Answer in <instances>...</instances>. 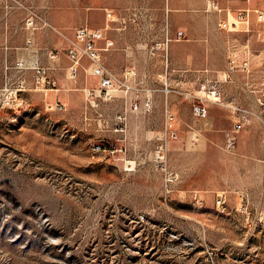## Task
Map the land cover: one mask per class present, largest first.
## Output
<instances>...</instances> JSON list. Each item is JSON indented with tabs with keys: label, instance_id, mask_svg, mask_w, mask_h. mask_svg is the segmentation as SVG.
Masks as SVG:
<instances>
[{
	"label": "rangeland",
	"instance_id": "374dc122",
	"mask_svg": "<svg viewBox=\"0 0 264 264\" xmlns=\"http://www.w3.org/2000/svg\"><path fill=\"white\" fill-rule=\"evenodd\" d=\"M249 4L264 11V0ZM165 8L164 0H0V264H264V20L252 13L228 31L218 21L232 22L238 9L218 17L215 5L193 15L164 16ZM28 9L54 27L50 47L36 36L48 28L25 29ZM86 25L112 41L104 52L112 69H133L127 105L138 110L127 109L123 123V99L89 102L85 75L68 73L67 51ZM200 31L208 68L174 69L172 47L190 64ZM223 73L230 77L213 101ZM198 102L204 118L192 113ZM166 108L175 139L163 134ZM159 146L178 174L169 193Z\"/></svg>",
	"mask_w": 264,
	"mask_h": 264
},
{
	"label": "built area",
	"instance_id": "2783aa9c",
	"mask_svg": "<svg viewBox=\"0 0 264 264\" xmlns=\"http://www.w3.org/2000/svg\"><path fill=\"white\" fill-rule=\"evenodd\" d=\"M240 1H243L246 6L236 10L232 22H230L228 19H219V29L228 31L233 30L235 29L237 24L247 23L252 13L255 14L258 20H264V11L251 8L249 4L250 0ZM23 22L25 29L30 31H34L44 27L48 29H54V27H52L46 20L29 9ZM103 35L104 34L101 29L90 28L87 25L76 29L74 33V40L71 43L69 50L67 51V57L71 62L67 70L72 79H75L80 72L85 75L84 85L86 87L83 89V92L86 100H88L89 102H91L92 96H96L102 101H111L118 97L123 99L124 110L117 115L118 120L123 123L126 119V113L128 111L135 112L138 110L137 101L134 103L131 102L129 106H127L128 97L130 95H136L135 88L131 84L132 78H134V72L132 70L126 69L123 71L124 73L119 75L107 64L104 57V52H107L109 49H111L113 43L111 40L106 39V37ZM182 37L183 31H178L177 38L181 39ZM101 41L104 42V46H101ZM165 67L167 70V60ZM38 72L40 71L38 70ZM229 77L230 75L228 73H223L222 79L216 80L215 84L211 87V89H209V95H207V97L213 101H219L220 92L218 89L214 88V86L217 83H222V81H227ZM37 82H41L42 84L46 85L51 84V81L46 80L44 77H42V81L38 80ZM90 82H92L91 84H93L95 87L90 88V86H88ZM142 103L143 112H150L152 105L151 98L146 95L143 98ZM55 108L60 110L63 108V105L60 103H56ZM163 112V134L165 133L166 136L175 139L177 138V131L174 126L175 115L170 109L167 108ZM192 113L198 117L204 118L208 114V108L205 104L198 102L192 105ZM241 127L242 123L238 121L234 125V130L238 131L239 129H241ZM231 146L232 141L230 140L227 144V148H230ZM95 149L97 151H100L102 150V146L96 145ZM164 151L165 148L163 146H159L158 150L156 151V160L158 161V163H160L161 170L163 172V189L166 193H169L171 191L172 185L178 180V174L167 167ZM221 201L222 199L220 198L217 201L218 204Z\"/></svg>",
	"mask_w": 264,
	"mask_h": 264
},
{
	"label": "crops",
	"instance_id": "0c3cea01",
	"mask_svg": "<svg viewBox=\"0 0 264 264\" xmlns=\"http://www.w3.org/2000/svg\"><path fill=\"white\" fill-rule=\"evenodd\" d=\"M207 5H215L216 7H218V11L216 10L215 14L216 16H221L222 14H224V12H220V11H224V9L227 10H231V9H241L243 7L246 6V4L243 1L240 0H164V7L165 8V14L164 16H170L169 12L171 11V16L174 14V11H179L181 12L182 15H193L192 13H195L194 11L197 9H201L202 7H205ZM95 16L101 19H103L105 17V13L103 11H99L97 13H95ZM108 16V14L106 13V17ZM8 23V20H6ZM12 22V20H9V24ZM18 25L20 24L19 21H17ZM102 29V28H100ZM36 34V33H35ZM36 36H43L44 38L46 37L48 40V44L43 45L45 47H50L51 42L54 41L55 37L54 34L51 32L50 29H43L42 31H38ZM206 37L207 35L205 34L204 31H200V34L198 36V44L199 46L197 47V49L195 50V53L197 55V58L192 60V62L190 64H184L182 58L180 59V61L178 62L176 57H175V51L176 49H179V47L175 46L172 47L171 49V66L174 69L180 70V69H189V70H201L204 67L206 68L207 66H209L208 62H207V58L204 56V50L206 49ZM42 48V47H41ZM181 49V48H180ZM110 50V49H109ZM108 50V51H109ZM114 54H121L120 52H115ZM43 57V61H45V55L42 54ZM52 63V62H49ZM128 67H126L127 69ZM208 68V67H207ZM125 69V70H126ZM113 70L116 73H120L122 71H124L122 68H119V70H116V68ZM133 71V69H131ZM90 81V79H89ZM135 95H130L128 97V100H134ZM130 104V103H129ZM128 106V105H127Z\"/></svg>",
	"mask_w": 264,
	"mask_h": 264
}]
</instances>
